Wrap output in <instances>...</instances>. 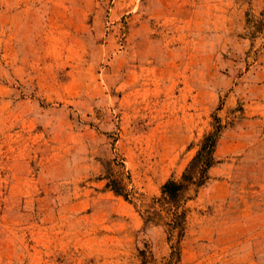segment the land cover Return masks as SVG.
I'll list each match as a JSON object with an SVG mask.
<instances>
[{"label":"rangeland","instance_id":"rangeland-1","mask_svg":"<svg viewBox=\"0 0 264 264\" xmlns=\"http://www.w3.org/2000/svg\"><path fill=\"white\" fill-rule=\"evenodd\" d=\"M0 264H264V0H0Z\"/></svg>","mask_w":264,"mask_h":264},{"label":"trees","instance_id":"trees-1","mask_svg":"<svg viewBox=\"0 0 264 264\" xmlns=\"http://www.w3.org/2000/svg\"><path fill=\"white\" fill-rule=\"evenodd\" d=\"M222 126L217 122L215 130L209 133L203 140L200 150L190 162L180 181L169 180L162 188L161 201L177 210L181 207L186 193L195 186L203 187L209 180V171L218 163L216 151L220 139ZM116 181H111L108 186L115 185ZM116 192L121 193L117 186H113ZM183 215L174 213V226L178 227Z\"/></svg>","mask_w":264,"mask_h":264}]
</instances>
